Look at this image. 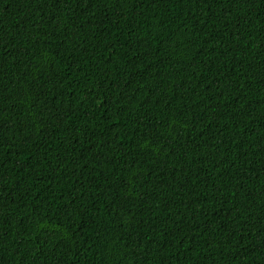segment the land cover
<instances>
[{"label":"trees","instance_id":"trees-1","mask_svg":"<svg viewBox=\"0 0 264 264\" xmlns=\"http://www.w3.org/2000/svg\"><path fill=\"white\" fill-rule=\"evenodd\" d=\"M0 264H264V0H0Z\"/></svg>","mask_w":264,"mask_h":264}]
</instances>
